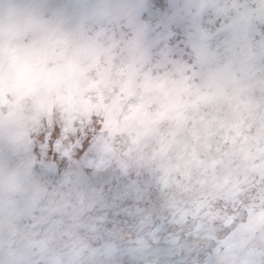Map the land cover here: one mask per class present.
<instances>
[{
  "label": "clouds",
  "instance_id": "9594fccd",
  "mask_svg": "<svg viewBox=\"0 0 264 264\" xmlns=\"http://www.w3.org/2000/svg\"><path fill=\"white\" fill-rule=\"evenodd\" d=\"M0 264H264V0H0Z\"/></svg>",
  "mask_w": 264,
  "mask_h": 264
},
{
  "label": "rangeland",
  "instance_id": "374dc122",
  "mask_svg": "<svg viewBox=\"0 0 264 264\" xmlns=\"http://www.w3.org/2000/svg\"><path fill=\"white\" fill-rule=\"evenodd\" d=\"M131 179L137 181V184L124 189L121 195L131 194L134 198H139L137 202H142L145 198H150L154 201L160 198L158 202H163L160 192L161 183L156 178H151V182L149 183L147 181L150 178L146 175L138 178L133 174ZM171 219L172 217L165 212L155 220L152 228L157 236H169L168 226ZM169 239H171V236H169Z\"/></svg>",
  "mask_w": 264,
  "mask_h": 264
}]
</instances>
